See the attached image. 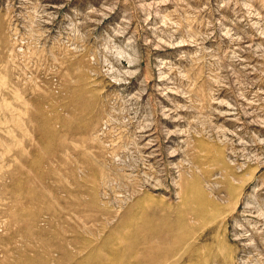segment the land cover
Returning <instances> with one entry per match:
<instances>
[{
    "label": "rangeland",
    "instance_id": "374dc122",
    "mask_svg": "<svg viewBox=\"0 0 264 264\" xmlns=\"http://www.w3.org/2000/svg\"><path fill=\"white\" fill-rule=\"evenodd\" d=\"M0 264H264V0H0Z\"/></svg>",
    "mask_w": 264,
    "mask_h": 264
}]
</instances>
